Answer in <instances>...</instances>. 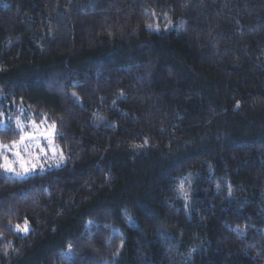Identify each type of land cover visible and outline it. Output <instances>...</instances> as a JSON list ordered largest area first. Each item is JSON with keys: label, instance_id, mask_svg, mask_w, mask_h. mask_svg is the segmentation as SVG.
<instances>
[{"label": "trees", "instance_id": "16d2710c", "mask_svg": "<svg viewBox=\"0 0 264 264\" xmlns=\"http://www.w3.org/2000/svg\"><path fill=\"white\" fill-rule=\"evenodd\" d=\"M3 106L0 264H264V0H0Z\"/></svg>", "mask_w": 264, "mask_h": 264}, {"label": "rangeland", "instance_id": "374dc122", "mask_svg": "<svg viewBox=\"0 0 264 264\" xmlns=\"http://www.w3.org/2000/svg\"><path fill=\"white\" fill-rule=\"evenodd\" d=\"M19 111V109H18ZM14 123L22 132L18 141L10 144L0 142V170L15 177L49 170L64 165L66 156L55 142V125L46 119L35 123L24 119L21 114L13 115L7 107L0 108V128ZM22 228L18 232L26 233Z\"/></svg>", "mask_w": 264, "mask_h": 264}, {"label": "snow or ice", "instance_id": "6c2138e0", "mask_svg": "<svg viewBox=\"0 0 264 264\" xmlns=\"http://www.w3.org/2000/svg\"><path fill=\"white\" fill-rule=\"evenodd\" d=\"M24 139V137H21V140H23ZM19 225H17V229L19 230ZM25 231H27V228L25 227V229H24Z\"/></svg>", "mask_w": 264, "mask_h": 264}]
</instances>
